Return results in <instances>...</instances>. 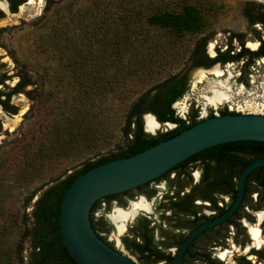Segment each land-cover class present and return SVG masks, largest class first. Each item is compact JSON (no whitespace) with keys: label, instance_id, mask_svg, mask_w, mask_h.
Wrapping results in <instances>:
<instances>
[{"label":"rangeland","instance_id":"obj_1","mask_svg":"<svg viewBox=\"0 0 264 264\" xmlns=\"http://www.w3.org/2000/svg\"><path fill=\"white\" fill-rule=\"evenodd\" d=\"M248 1L264 3V0H53L51 9L45 11V0L41 4L34 0L21 7L17 14L0 20V29H4L0 32V71H7L10 79L6 85L12 88L20 78L29 79L32 83L26 88L30 95L20 93L13 97L12 103L17 108L15 116L0 112V247L11 252V264H27L28 243L21 242L22 224L31 222L30 214L42 191L57 178L71 173L78 164L93 159L98 150L94 149L73 163L60 157L42 163V169L36 167L42 161L34 156L40 152L41 142L54 133L50 127L58 123L56 110L52 107L54 100L50 97L48 101V92L55 91L58 99L64 97L68 107L82 101L78 94L82 88L89 91L90 97L95 95L91 74H76L75 69L80 65L86 73L106 71L112 77L117 75L116 80L122 72L135 71L138 62L160 71L161 76L176 72L202 37H211L207 52L213 56L215 49H225L229 33L247 31L242 9ZM186 6H193L200 12L207 25L201 33L175 36L162 29H153L146 23L152 14L180 12ZM256 29H261L264 35V28ZM248 39L247 45L255 48L256 40L251 35ZM240 68L241 63L217 66L220 76L208 70L200 71L207 77L201 82L197 77L199 72L191 73L188 91L174 105L176 113L180 116L191 108L202 113L209 111L211 108L203 96L210 95L207 92L213 81H221L231 90L230 102L223 105L244 114L264 115L263 63L256 62L248 75ZM156 76L154 74L148 81L155 80ZM239 79L248 84L243 85ZM148 83L138 86V89L144 90L150 85ZM98 97L90 101L107 105L106 112L101 110L102 117L107 113L112 116V122L116 118L118 125L122 117L121 114L120 118L117 116L119 100L111 94L102 100ZM250 104L252 108L247 107ZM92 111L96 113V108ZM121 126L122 121L119 129ZM110 129L113 131L112 124ZM171 129L170 124L160 126L152 135ZM50 143L47 141V145ZM121 143L120 136L114 145ZM24 165H30L26 177L22 175ZM35 172L39 174L32 177ZM31 194L33 196L27 202ZM104 206H100L94 218L102 217L110 226L106 217L114 205L111 204L109 211L104 210ZM115 235L112 228L107 239L113 242ZM121 250L136 264H141L136 256Z\"/></svg>","mask_w":264,"mask_h":264},{"label":"trees","instance_id":"obj_2","mask_svg":"<svg viewBox=\"0 0 264 264\" xmlns=\"http://www.w3.org/2000/svg\"><path fill=\"white\" fill-rule=\"evenodd\" d=\"M51 2L53 1L48 2L47 7L44 9L45 11L51 9ZM259 6L255 2H246L244 5L243 15L251 24L258 20L259 17L260 20H263V16L258 12ZM146 23L153 29H162L175 36H182L186 33L199 34L207 26L200 12L193 6L182 7L180 12L163 11L152 14L147 18ZM232 38H229L230 42ZM210 39L211 37L200 38L186 57L187 60L182 62L181 67L176 72L167 73L163 76L160 75V71L149 69L138 62V60L135 71L131 73L128 71L122 72V76L120 77L119 75L117 80L115 78L117 75L112 77L106 71L97 74L86 73L85 68L80 65L75 69V72L81 75L91 74V80H94L92 90L95 91V95L90 97L88 90L80 89L78 94L82 101L73 103L74 106L72 107H68V102H66L64 97L61 99L56 98L55 91L48 92V101L51 100L50 97L54 100L52 107L56 110L55 118L58 117V123H54L50 127L54 133L41 142L42 148L34 158L38 157L42 162L36 167L42 169L44 167L42 163L58 160L60 157L67 158L70 163H73L78 161L83 155L94 152V149L98 150L93 159H86L74 167L71 173L48 184L38 197L30 214L31 222L22 224L24 228L21 242L25 241L28 243L26 250L27 264H76L62 244L59 231L60 205L66 191L79 176L90 169L115 159L133 156L157 144L160 141V136L151 135L144 131L143 117L145 115H152L161 126L167 123L183 124V121L174 115L173 106L188 91L190 75L194 70L198 68L208 69L215 64L224 65L230 62H240L244 58L247 59L246 68L253 62V59L262 54L261 50L259 52H251L243 48L244 42L240 39L241 48L238 53H232L233 47L230 44L225 51L217 50V55L214 58H209L206 54V46ZM117 55L121 57L119 53ZM154 74L157 75L156 79L148 81V78ZM8 79L10 78L7 74L0 71V86L2 87L0 89V106L12 113L14 108L9 104L10 97L20 93L30 95L29 92H26V88L31 86L32 83L29 79L20 78L18 83L9 89L6 85ZM146 82H150L148 83L150 85H147L144 90L142 88L138 89V86ZM7 89H9V92L6 91ZM109 94L116 96V99L119 100L117 116L122 115L120 119L122 126L120 129V120L117 125L116 118L112 122V116L110 117L107 113L102 117L101 110L103 109L106 112V109H108L107 105L90 101L98 96V100H102ZM3 97L4 99H2ZM94 108H96V113L92 111ZM196 114V111L192 109L188 116L192 123L189 126H185L184 129L197 124L195 120ZM222 114L226 115L228 113L225 111ZM111 124L113 125V131L110 129ZM67 126L70 127L68 128ZM177 131L164 133L163 136H165V139L171 138L179 133ZM120 136L123 143L114 145ZM47 141L52 143L47 145ZM113 145L114 147L111 149ZM101 150L104 152L100 153L102 152ZM263 158L264 143L233 142L204 150L176 165L173 170L178 168L179 165H194L196 163L206 165L209 169H212L211 166L221 165L225 167L229 165L232 168V178L238 180L242 170L248 164ZM23 167L24 172L22 175L26 177L30 172V165H24ZM169 172L161 177H166ZM36 174H39V172L32 173V177ZM246 183L249 187L245 197L246 205L254 210L264 209V166L250 172ZM236 191V184L233 183V197H235ZM252 192L259 193V201L257 203H253L249 198ZM33 194L27 197V202L31 200ZM113 197L107 198L110 201ZM99 202L97 201L94 204L90 214L91 225L97 235L98 227L102 225L101 221H103V218L98 220L94 218V213L100 206ZM107 209L109 210V207ZM107 227V231L112 228L109 225ZM100 238L105 242L104 238ZM123 243L128 250L131 249L132 246L128 239H124ZM110 246L113 248L112 245ZM137 249L141 253L142 259H145L147 245H137ZM19 254H21V251ZM11 255L9 250L0 247V264H11Z\"/></svg>","mask_w":264,"mask_h":264},{"label":"flooded vegetation","instance_id":"obj_3","mask_svg":"<svg viewBox=\"0 0 264 264\" xmlns=\"http://www.w3.org/2000/svg\"><path fill=\"white\" fill-rule=\"evenodd\" d=\"M50 1L53 0H45V8ZM33 2L34 0H0V20L5 16L17 14L21 7ZM250 2L260 5L258 12L263 16V20H260L259 17L258 20L251 24L243 15L242 9V16L247 22V31L229 33L225 49H215L214 55L211 56L207 52L206 46V54L209 58H214L217 55V50L225 51L230 44L233 47L232 53H238L241 48L239 40L242 39L244 42L243 48L251 52H259L261 50V56L253 59V62L246 68L247 59L244 58L240 62H230L224 65L215 64L211 68H198L193 72L211 71L216 69L217 66L224 67L228 64L241 63L240 70L248 75L250 74L248 73L249 69L254 67L256 62L261 61L264 66V35L261 29H256L258 27L264 28V3ZM52 4L53 2L50 3V5ZM3 30L0 29V32ZM249 35L252 36L253 40H256L255 48L247 45ZM231 37L233 38L230 42L229 38ZM234 43H236L238 48ZM3 72L7 74V71ZM239 82L243 85L248 84L247 81L242 79H239ZM0 89H2L1 86ZM18 95L20 94L12 95L9 100L14 112L6 111L2 106H0V112L10 117L15 116L17 108L12 103V99ZM223 104L217 108L210 106L211 109L205 111V113L192 108L197 113L195 120L199 123L204 119L223 115L222 112L225 111L228 114L242 113L233 111L228 105ZM173 109L175 111L174 106ZM192 109L180 116L175 111L174 115L182 120L183 124L167 123L171 125L172 129L164 133L175 130L180 133L185 130V126L191 125L192 122L188 116ZM143 122L145 131L144 117ZM1 132L2 124L0 121ZM164 133L155 135H159L161 140L165 139ZM211 168L209 169L206 165L197 163L194 165H179L175 170L173 168L169 170L170 172L168 171L169 173L166 177L160 176L137 188L123 192L126 194L112 195L114 197L110 201L107 197L101 199L99 203L103 202L105 204L106 202L104 210L109 211L111 204L114 205V208L127 210L131 203L138 202L142 198L149 205V211L139 212L132 220L126 223L124 233L115 235V243L107 239V235L110 234L112 228L116 232V227L110 222L108 216L106 218L113 227L107 231L108 224L106 225V221L103 219L101 221L102 225L98 227V235L105 239L107 245H112L114 250L122 253L121 249H123L136 256L141 264H173L181 246L189 235L205 223L222 216L234 202L233 183L236 184L237 188L239 178L238 180L232 178L231 166L222 167L219 165L216 167L211 166ZM247 189L249 187L246 183L244 197L237 210L226 220L200 232L187 246L178 264H264V209L254 210L246 205ZM249 198L253 203H257L259 201V193L252 192ZM108 207L109 210L107 209ZM252 227L259 230L260 244H257L252 239L250 233V228ZM124 239L130 241L132 246L130 250L125 247ZM137 245H147L145 259H142ZM221 253H226L224 259L221 258Z\"/></svg>","mask_w":264,"mask_h":264},{"label":"water","instance_id":"obj_4","mask_svg":"<svg viewBox=\"0 0 264 264\" xmlns=\"http://www.w3.org/2000/svg\"><path fill=\"white\" fill-rule=\"evenodd\" d=\"M147 116L161 126L150 114L145 115L144 120ZM145 132L149 133L146 128ZM245 141L264 143V115L239 113L207 118L133 156L115 159L85 172L70 185L60 205L59 231L66 251L76 264H136L96 234L90 221L94 204L146 184L204 150ZM263 166L264 158L251 162L242 170L231 207L222 216L192 232L173 264L179 263L187 246L200 232L226 220L237 210L249 173ZM105 204L102 202L100 206Z\"/></svg>","mask_w":264,"mask_h":264},{"label":"bare ground","instance_id":"obj_5","mask_svg":"<svg viewBox=\"0 0 264 264\" xmlns=\"http://www.w3.org/2000/svg\"><path fill=\"white\" fill-rule=\"evenodd\" d=\"M39 3H42V0H39ZM214 73L216 76H220L221 73L218 69H213L210 71ZM209 73V72H208ZM199 82L203 81L206 77L205 73L199 72L198 75ZM210 95L203 96L204 101L207 106L215 107L222 105L223 103L230 102V87L221 81H213L208 92ZM247 107L252 108L253 105H247ZM145 128L150 133L156 131L159 126L152 119V117H145ZM141 211H149V205L141 198L138 202L131 203L130 207L127 210H122L120 208H113L111 214L108 215V219L112 224L116 227V234L121 235L125 231L126 223L132 220L139 212ZM250 233L252 235V239L260 244L259 239V230L257 228H250ZM222 254V253H221ZM226 254V253H225ZM225 254L221 255V258H225Z\"/></svg>","mask_w":264,"mask_h":264}]
</instances>
